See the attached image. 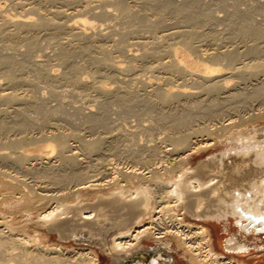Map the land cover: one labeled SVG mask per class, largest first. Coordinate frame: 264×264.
<instances>
[{
  "label": "bare ground",
  "instance_id": "6f19581e",
  "mask_svg": "<svg viewBox=\"0 0 264 264\" xmlns=\"http://www.w3.org/2000/svg\"><path fill=\"white\" fill-rule=\"evenodd\" d=\"M48 1L55 0H14L12 2L14 3L13 6H15L18 10H15V13L12 14V17H10V13H8V17H5L2 14V10L0 8V100L2 101V104L4 102L5 105L0 107V140H3L0 141V145L3 144V146L0 147V149L2 148V151L0 150V160L4 163L7 162L9 164H14L16 167L13 166V169H19L26 174L32 175L33 177H35V179L38 178L40 183L36 187H32L30 186V184L27 185L25 183L26 181L24 182L23 180L19 179L15 174H11L8 171H5V169L4 171L0 170L1 173L3 172V174L0 176V187L4 189V195H2V197L0 198V203L3 205V207L9 210H23L27 212L32 211L33 209L38 210V208H42V210L38 213V216L44 222L45 226L43 228L46 227V230L50 232H57L60 239L72 238L78 234L83 235V233L81 232V226L87 227V241L97 243L102 247L106 245L107 248L113 253L114 260L112 264H177V262H175L170 254L172 242L171 240H173L177 246L183 248L184 251L188 253V261L191 264H244L240 260V258L242 259V257H246L249 255H262L264 253V140L262 139V141L257 139L254 130L248 128L247 123L254 121V119L257 117L260 118L264 116V107L260 108L258 106L259 108L256 107L257 111L252 113L250 112V110L255 111L252 110L253 108H249V112H246L245 109V114H249L241 115L240 111L238 113L237 105H233L235 104L234 102L236 100H238L239 103H237L240 106L247 104L248 102L245 103V100L248 97L251 98L252 96L255 97L259 95L257 97L264 98V92H262L264 91V82H262L263 84L261 85L260 82L257 81V84L259 83L260 86H256L255 84L256 87L252 88L250 92H246L245 89L242 91L233 90L232 84H236V81H238L237 79H235L236 81H234V83L230 84L232 86L231 90L229 87H227L226 84V73H229L228 75L232 76V74L234 73L233 71H238L239 73L240 71H242L240 69L237 70L238 67H236V65L234 66L235 61L239 59V57H241L242 53H244V55H246L247 53L249 55L248 58H250L249 60L252 59L254 62H256V64L259 63V66L262 65L261 63L264 64V61H256V59L264 58L262 55V58L260 57V55H256L260 54L258 52L261 50V46L258 45L259 41L260 39L264 38V25H260L254 19L255 17H257L255 16V13L259 8L257 9L256 6L251 5V3L249 2L250 0H215L218 1L216 2V5H219L226 11L225 16H222L226 18L219 19L221 20L223 29L225 30L224 31L220 27L223 30L221 32L217 30L219 28L218 25L217 29L213 28L212 30L208 31L202 30L203 26L213 24L212 21H216L218 20V18L216 17L217 15L212 13L213 11L210 10L211 7L209 6V8L205 4L200 3V0H177L176 2L175 0H133V3H128L125 0H108L109 4L111 3V6L113 5V10H115L113 13L119 15L120 18H123L121 16H124V18L126 17V19H128L129 21L130 18L138 19V15H141L142 17L145 16L146 19L142 18V20H145H143L144 23L140 18L138 19V23L137 21H135L139 25L143 24V28H145V25L148 26V28L149 26L156 27L155 29H157V27L159 26L161 28L164 26L167 27V24H172L170 21H173V23H175L176 21L180 26H182V28H174L175 30L171 31L169 30L170 32L168 33H162L161 30V32L156 31L157 34L161 33L158 34V38H155L157 34L153 35L154 32L153 34H149L151 36H155V39H159V35L162 38L167 35L168 38L171 35L173 37L174 35L179 37V41H176L177 43H180L181 47H172L174 43H170L173 44L171 46L172 50L170 49V53L167 52L169 54L166 55L167 58H165V60L161 61V59L159 58V56L161 57V55L159 53L166 51V44H164L165 51H162V49L160 48L161 46L159 47L158 45H156L157 41L154 38L151 39H154L156 41V43H154L156 46L154 44L153 45L155 47L158 46V51L161 50L162 52H158L157 48L154 49L155 47H149L150 50L149 48H145L148 50H144V48H142L144 51H139V53L132 50L133 52H130L125 56L127 57L126 60L128 61V65L125 66L129 69L133 65L137 66V68L140 67V71H144L143 69H146L150 72L152 69L154 70V68H160L158 70L161 71L162 69L163 73L161 75V78H164L166 82H171L169 80L167 81V78H170L172 76L182 79V81L180 82V79L176 81L177 83L174 82V87L169 86L162 91H157L156 88H153L151 90L148 89L151 92V95H149L153 98L155 97L157 101L153 100L151 97L150 100H153V102L159 101V103L166 105L172 103V106H168L170 109L168 108L169 110L165 111L161 109L162 106H160V104V108H158V104L156 103L157 109L155 107L153 108L155 109V111L152 110L154 111V115L150 116L149 123L146 125L137 124V131H135V129H125V131L123 130L124 128L122 129V126L121 128L119 127L120 125H122V123L119 122L121 123L120 125L118 123V127L115 131L116 138L124 140L129 144L133 143L132 146L135 147L132 148H119L118 145L114 143L115 139L113 142L112 140H107L108 144L105 145L102 143L103 138L99 137L100 134H98L97 137H92L90 140L87 139V141L86 139L79 137L78 142H80V138L82 139L81 141L84 142L80 143V146L77 147L78 150L75 151L74 147H76V145H72L71 142L69 143L67 138L74 136L78 137L75 135L76 133H74V135L72 136L73 131H62L56 125H50L51 129L49 128L50 130H47V134H42L44 133L42 132L39 133V135L37 134V138H35L37 141H46L43 146L47 148V151L44 150L43 154H41V152L27 154L23 153L24 151H22L21 149V151L18 152L16 148H14V150L11 148H13V146L17 142L19 143V141H21L20 144L24 142H22V140H24V137L26 136L24 133L29 128H31L32 124L35 122L33 119L34 117L30 115V111L40 112L42 108L41 106L43 105L41 104V102H43L46 98L42 101L40 100V102L38 100L36 101V96L35 100L32 98V96H34L31 94L32 92L34 94V91H32L33 89L31 90L32 92H29L30 90L26 91V89H28L29 87L28 85V87H23L25 88V90L22 88V86H24L25 84H29L32 87V84L34 82H31V84L29 83L30 81H35V83L36 81L37 83L38 81L44 82V84H49L50 92L53 94L54 85H56V88L59 81V84L61 83V81H64L62 82V84H66V82L68 83L69 88L66 91L70 89V93L62 90L63 93L65 92L66 94H69L67 96H71L70 94L74 91V93H78V95L80 96L82 95V92L85 91L84 89L88 87L86 86V88L83 89L84 91L80 89L85 87L84 84L86 85V83H88L85 82L86 80H84L82 77H79L80 75H77L78 72L82 71V69H87V74L89 73L88 75L91 74V76H104L103 78H101L102 80L105 79L106 82L108 78L109 80L111 79L110 81L112 82L115 80L116 70H126V68H121L120 64L118 65V63H115V61L108 60L109 57L105 56L108 52L109 46H105L103 43L105 42V40L102 42V39L104 36H106V34L108 35V33H101L102 30L100 32V28L99 30L97 29V31L93 30L95 28H98L97 25H99L95 22V20L100 21L99 19H102L105 16L106 18L109 16V18H111L112 13L109 12L110 9H108V6L107 9H103L102 7V10L100 9V11H97V13L93 8L95 6H99L97 5L99 2L94 5L93 8H91V0H80V3L77 2L79 0H63L67 2L75 1L79 6V8H76L78 6H76L77 4H75L74 2L75 6L73 7V10L71 9L72 11H66L64 7H57L58 5L53 6L54 8H52V4L50 5V2L48 3ZM63 1H61V3ZM260 1L261 0H259V2ZM105 2H103V4H105ZM262 2L263 1H261L259 5H262ZM12 3L10 4V6L12 5ZM47 3L51 6L52 9L48 8ZM239 3H242L243 5H245V7H240ZM104 8H106V6ZM91 9H93L94 11ZM3 10L5 9L3 8ZM253 14L255 16L254 18ZM60 16L61 18L59 21L58 17ZM63 16L67 17L69 22L61 24V19ZM96 16H98L99 19H97ZM67 18L64 19L67 20ZM65 20L63 21L65 22ZM118 20L122 22L121 19ZM130 22H132V20ZM125 23L128 24V22ZM137 24L135 26H137ZM183 26L186 27L183 28ZM47 29L48 31H50L47 32ZM116 29L117 28H115V30ZM131 29L134 28L131 27ZM44 30L46 33H44ZM112 31L110 32L109 30L110 33H112ZM125 32V30H122L120 32L121 36L118 35L119 32L118 34L116 32L118 36L114 37V42H112L113 38L110 37L112 39L111 43H115L118 45V43H116V38L120 37V39L123 40L124 38L122 37ZM113 33L115 34L114 31ZM98 35H101V37L103 36L102 39H98ZM126 35H128L127 32ZM196 35H204V37L207 38L205 40H208L209 44H215L216 46L218 43L217 40L222 36L226 37L225 39H227L228 41H232L233 38H238L241 39V42H244H242L243 48L240 49L241 51L237 50L239 48L235 49V46L233 48L224 49L222 47L221 49H219V46H217L219 48H217L216 46H213L212 48H203L202 44H193L192 40H194L193 38H197ZM40 37H44V40H46L48 44L53 43V47H56H54L56 49L54 53L51 54L55 59V64L62 67V70L58 71V73L50 70V68L48 69V66L46 67L45 61L47 60H45L44 56L42 57L44 59L41 58L42 62L44 60L43 63H41V61L37 62L35 60L38 64H34L35 67L33 66L34 68H32L33 72H29L32 71L30 69L31 67L27 66H30V64H24V62H28L24 58H28L34 49L40 47V45H38V40ZM108 37L107 39H104L108 40ZM58 38H60L62 41H59L60 39ZM110 38L109 40H111ZM165 39L166 37L162 40ZM173 39L177 38H172V40ZM201 39H195L196 42L194 41V43H197L198 40L201 42ZM141 41L138 42L140 43ZM119 42L120 44L118 47L120 48L118 49V51L120 52V50H122L121 48L123 47V43L121 44V41ZM105 43L107 44L108 42ZM131 43L133 42L131 41ZM163 43H165V41H162V44ZM208 43L206 44V46L208 45ZM19 45H22L24 47L23 51L21 50L22 53H17L19 51L16 52L15 50H18ZM110 45L111 47L114 46L112 44ZM120 45H122V47ZM136 45L138 46V44ZM229 46L231 45L229 44ZM118 47H115V49ZM168 47L166 46L167 49ZM1 49H11L13 51L15 50L16 53L14 52V55L18 54V57L16 55L13 56V53L11 55L5 54L7 51L5 50L6 52L4 53L2 52L3 50L1 51ZM95 52L99 53L98 55L101 54L103 57H100L101 55L98 57ZM109 53L108 56H110ZM165 53H163V55H165ZM178 53L181 54L179 55ZM19 54H21L22 57ZM77 54L82 55V61H74V56ZM156 54L159 58V62H155L156 64H152L153 62L148 63L147 58L151 59V57L153 58L154 56V58L156 59ZM244 55L242 54V56ZM104 56L108 59H105ZM48 58L50 59L51 56ZM140 58L145 59L139 60ZM136 60L138 61L137 63H135ZM132 61H134L135 64ZM245 62H243V66H248V64L250 65L249 61L248 64ZM26 67H28L27 69L29 70H27ZM133 67L132 69H134ZM250 67H248L249 69L245 67L247 70H249L248 73H246L245 69L242 67L244 69L243 72L246 74L250 73V75L252 74L256 77V67L254 68L255 70H252L254 66L251 67V70ZM260 69L262 70V68ZM85 70H83L82 73ZM135 72V74L138 73L136 69ZM239 75L237 76L238 78L240 77ZM91 76H89V78ZM132 76L135 78L136 75L134 76L133 74ZM187 76L192 79V81H190L191 84L188 81V83H185V79L187 78ZM244 76L242 75L241 77ZM130 77L127 75L128 79H126V81H128ZM86 79L87 81H89L88 78ZM93 79H91V81ZM130 79L132 80V78ZM241 79H239V81H243ZM56 81L58 82L56 83ZM91 81H89V86L92 85L90 86L91 88L94 86L97 87V89H100L98 85H94L95 83H98L97 81H93L95 82L94 84H91ZM144 83L146 85V82ZM76 84H82L79 85V92L80 90L82 91L80 92V94L79 92L73 90L75 87L71 86H75ZM122 85H125V83ZM122 85L120 86L123 87ZM120 86H118V88H120ZM133 86L134 85H132V88L130 86L128 87L133 90L135 89L133 88ZM154 86L156 87V84ZM46 87L45 88L48 89L47 91L49 92L48 85ZM61 87L63 89L64 85ZM94 87L92 89H94ZM118 88L116 89L118 90ZM123 88H125V86ZM104 90H107V88ZM132 90L127 89V91H124L127 93L121 91V94L119 92L118 96H115L116 98L118 97V100L115 98L117 103L120 101L122 103H126L127 100L131 102V100H129L130 96H127L133 95V93L130 92L128 94V91ZM38 91H40V89ZM57 91L58 90H56V92ZM217 91L223 92L222 96L220 95L221 93L218 94V96H220V100L217 99V94L215 95L212 93H218ZM99 92L101 93L103 92V90L101 91L100 89ZM103 93H106V91ZM145 93L147 92L145 91ZM122 94H127V96ZM72 95L75 96L73 93ZM108 95H110V93ZM57 96L58 95H56V98H58ZM133 96H137V94ZM81 97L83 98V96ZM141 97H139V99ZM136 98H138V96ZM136 98L134 100L132 98L134 104L135 100H139ZM95 99L98 100V97L91 99V104L97 105V102L96 104L92 102L93 100L96 101ZM226 99H228L227 101H229V103L230 101L232 102L230 103L232 104L231 106L229 105V103V106L221 104V100L225 101ZM227 101L223 103L226 104ZM262 101H264V99H262ZM106 102L109 101L107 100ZM62 104L64 105V103ZM130 104H128L127 102V105L130 106ZM146 104H148L149 107V104L151 103ZM105 105L106 104H104V106ZM131 105H133V103ZM145 105L143 107H145ZM151 105L150 107H153ZM49 106H47V108ZM99 106H102V104H99ZM114 106L116 105L114 104ZM68 108H70V106ZM98 108H96V110ZM100 108L102 109V107ZM104 108L102 109L103 111L101 110L103 113H95L93 111H86L88 112L86 113L83 110L86 114L83 121L86 124H83H85L86 126L88 125L89 129L91 128L92 130H95V128L97 127H101L105 133L106 131L110 130L105 116L106 114L103 115L104 113H106V110L104 111ZM127 108L124 107V109ZM244 108H246V106ZM43 109L45 110V106L43 107ZM235 109L237 110V113L235 112ZM56 110L61 109L56 108ZM56 110L49 111L50 113L56 112V114H58ZM135 110L138 111L139 109L136 108ZM74 111L77 110L74 109ZM119 111H116L114 114L116 115V113H119ZM142 111L144 110L142 109ZM148 111L149 114H151V110L149 109ZM148 111L146 112L147 114ZM244 111L241 110L242 113ZM44 112L45 111L42 112L43 115H46L47 111L46 114H44ZM109 112L112 113V111ZM137 113L139 115V112ZM142 113L144 114V112H141V115ZM66 114L68 113H65L64 115ZM35 115L36 114H34L33 116ZM50 115L47 114L46 117L49 116L50 118ZM125 115L126 114H124V116ZM233 115L234 117L235 115L238 116H236L237 118H233ZM39 116L42 115H40L39 113ZM74 116L75 115H73L72 117ZM132 116L134 115L132 114ZM147 116L149 117V115ZM38 117H36L35 119H37ZM40 118H43L44 120L42 121H45V123L47 122L48 118H45L43 116ZM40 118H38V120ZM42 121H40L39 123H41ZM56 121H58V119ZM118 121H116V123ZM71 122L72 121H70V123ZM114 122L115 121H113L112 123ZM156 129L162 131L160 133H162L163 135L161 134L162 136L160 135V138L163 137L164 140H167V144H165V146H162V149L158 150L156 147L157 145L153 146V144L144 146L143 143V146L141 147L138 146L140 143L136 145L137 143L135 140V135H137V132H140L145 137L150 136V139L152 138L153 141V133ZM12 130L14 132L17 131V133H15L17 134L15 138H9L7 135V133ZM151 135L153 137H151ZM160 138L158 140H160ZM26 139H28L27 136ZM163 139L161 140L162 142L164 141ZM102 144L104 145V147ZM214 144H219L222 146L218 154H214L212 156L210 155V157L200 161V163L191 170L183 171V167L179 166L182 163L181 161H183L184 158L190 153L198 150L201 147H207ZM3 148L9 149L3 151ZM102 148L106 150L107 154L110 156L113 155L114 157L119 156L121 158H125L126 160H129V162L138 163L137 165L139 166L134 167L136 163L128 166L125 165L124 168L117 165L108 166V164L111 163L108 161L110 158L108 159L103 157V155L101 154ZM142 149L143 153L145 152L143 155L141 154ZM161 151L162 155L160 154ZM48 152L49 155L50 153H54V160L49 158V155L47 154ZM44 153L47 155H45ZM92 154H96V156H93L94 158L90 159L89 156ZM79 155H81V157L83 158L89 157L88 159L91 161L86 158L88 161L85 159V163L82 164L84 159L79 157ZM43 156L46 158L45 160L42 159L44 158ZM27 157H31V159H34L35 162L30 163L25 161V159H28ZM51 158H53L52 155ZM117 158L118 157H116V159ZM162 161L166 163L163 164ZM141 167H143V169H140ZM144 169H146V171H144ZM147 172L151 173L145 175ZM97 173H99V175L101 173L100 177L103 175L109 176L110 178L108 177L109 179H101L102 177H94ZM114 173H117V176L116 174L114 175ZM110 179H116L117 182L125 181L126 183L118 184V186L113 187L112 190L108 191V193L105 195L102 193H94L95 199L93 201H83V199L80 198L82 195L88 193L89 191L94 192L93 190L102 188L101 186H104V184L107 185V183L111 181ZM242 180L246 181L245 187H243V183H240ZM17 193L19 194L17 195ZM104 207H106V209H104ZM174 207L182 208L183 210L181 213H188L193 217L199 219L201 222L195 224L191 222H184L182 220V217L180 216L181 213L178 214L175 211H172ZM106 210L111 212L110 214L113 216V218H116L111 223V226L102 225L101 223L102 216L107 215L104 212ZM215 223L220 224L222 229L227 232V235L223 238L221 243L222 251H216L214 249L212 245V233L210 231V228H208V226L206 225H215ZM85 227L84 229L86 230ZM16 231V229H13L8 217H6L5 215H0V264H97V255L91 248H78L77 250L70 252L71 250L69 251L67 247L65 248L64 245V247H62L57 242H39L37 240L38 238H34L35 236L30 237L22 231ZM93 231L95 234H102V236L98 239H93V234L91 235ZM147 235H150L152 239H154L156 245L152 248L137 246L140 244V238ZM106 237H109V240H106ZM91 239L95 241H92ZM137 254H143L144 257L137 256Z\"/></svg>",
  "mask_w": 264,
  "mask_h": 264
},
{
  "label": "rangeland",
  "instance_id": "374dc122",
  "mask_svg": "<svg viewBox=\"0 0 264 264\" xmlns=\"http://www.w3.org/2000/svg\"><path fill=\"white\" fill-rule=\"evenodd\" d=\"M10 1H11V3L14 1V0H0V8H1V10H2V14L5 16V17H8L9 15H10V17H12L13 15V13H15V10H18L15 6H13L14 5V3H12V5L11 6H13V7H11L10 6ZM56 1V2H55ZM55 1H48V3L52 6V8H54L53 6H57V7H60L61 6V8H63L64 7V9H66V11H72L73 10V7L75 6L74 5V2L75 1H73V2H67V1H63V0H55ZM61 1H63L62 3H61ZM82 1V0H81ZM80 0L79 1H77L78 3H80L81 2ZM92 2L94 1V0H91ZM100 1H102V2H100ZM106 1V2H105ZM105 1H103V0H96V1H94L93 2V5H92V2H91V8H93L94 7V5H96L98 2L100 3H98L97 5H99V6H95L93 9H95V11L97 12V11H100V9L102 10V7H103V9H107V6H108V9H110V13H112V15H111V18H109V17H107L106 18V16L104 17V18H100L99 19V17L98 16H96L97 17V19H99L100 21H97V20H95V22L96 23H98L99 25H97V27L98 28H95V29H93V30H95V31H97V29L99 30V28H100V32H101V30H102V32L101 33H103V32H106V33H108V35L106 34V36H102L103 37V39H102V37H101V35H98V39L99 38H101L102 39V42L105 40V42H108L107 44L105 43V42H103L104 43V45L105 46H109L108 47V52L106 53V57H109V59L108 58H105V56H104V58L105 59H108V60H113V61H115V63H118V65L120 64L121 65V68L123 67V68H126V70L125 69H118V71L116 70L115 71V80L112 82V81H110L109 80V78H108V80H107V82H106V80L105 79H103L102 80V78L104 77V76H100V75H92V76H94V77H92L91 76V74L90 75H88L87 74V69L85 70V69H82V71L83 70H85L83 73H82V71H80V72H78V76L79 77H82L84 80H86L85 82H88V83H86V85L84 84V86L85 87H83V88H80V86L79 85H82V84H76L75 86H73V85H71L72 87H75L73 90H75V91H77V92H79V88L81 89V90H83L84 88H86V86H88L89 87V89H88V87L86 88V89H84L83 91L84 92H82L81 90H80V92H82V95H78V93H74V91L72 92L75 96H73L72 95V93L70 94L71 96H72V98H71V96H67V95H69V94H66L65 92H67V93H70V89L68 90V91H66L68 88H69V85H68V83L66 82V84L68 85V87H67V85L65 84V83H63L62 84V82H64V81H61V83L59 84V82L58 81H56V83H57V87L55 88V86L56 85H54V88H53V94L50 92V87H49V84H47V83H45L44 84V82H39L38 81V83H37V81H36V83H35V81H28L29 83H31V82H34L33 84H32V87H31V85H29V84H22V85H24V86H22V88L23 87H28V89H26V91L28 90H30L29 92H32V91H34V94H33V92L31 93L32 95H34V96H32V98L35 100L36 98V101L38 100L39 102H40V100L42 101V100H44L45 98V103H44V101L43 102H41V104H43L40 108H41V111L40 112H35V111H30L31 112V116L32 117H34L33 119H34V123L32 124V126H31V128H29L24 134L28 137V139H26V136L24 137V140H22V142L23 143H21L20 144V142L21 141H19V145L17 146L16 144L13 146V148H11V149H13L14 150V148H16L17 150H18V152L19 151H24L23 153H27V154H34V153H40L41 152V154H43V151L44 150H46L47 151V148L46 147H44L43 145L45 144V142L46 141H37L35 138H37V134L39 135V133H42V132H44V133H42V134H47L48 133V131L51 129V126H54V125H56L58 128H60V130H64V131H66L67 130V132L68 131H73V134H72V136L74 135V133H76L75 135L76 136H78V137H68L67 138V140H68V142L70 143L71 142V144L72 145H76V147H74V150L76 151V150H78V148L77 147H79L80 146V143H82V142H84V141H81L82 139L81 138H83V139H86V141H87V139H91L92 137H97L98 136V134H100L99 135V137H102L103 138V141H102V143L103 144H108V141L110 140H112V142L114 141V139H115V141H114V143L116 144V145H118V147L119 148H132V147H135V146H132L133 145V143L131 144H129V143H127L126 141H124V140H120V139H118V138H116V133H115V131H116V128L118 127V123L119 122H121L122 123V125H120L121 123H119V127L121 128V126H122V129L123 130H127V129H132V130H134L135 129V131H137V129H138V127L136 126L137 124H144V125H146V124H148L149 123V119H150V116H152V115H154V111H155V109H153L154 107L156 108L157 106H158V108H160V106H162L161 107V109L162 110H165V111H168L170 108L169 107H171L172 106V103H169V104H161V103H159V101L158 102H153V100H156L155 99V97L153 98L152 96H150L151 95V92L148 90V89H153V88H156L157 89V91H162V90H164V89H166L167 87H169V86H173L174 87V85H175V83H177L176 81H178L179 79V82L180 81H182V79L181 78H176L175 76H172L173 77V80H172V77H170V78H167V81L169 80V81H171V82H166V80L164 79V78H161V75L163 74L162 73V69H161V71L160 70H158V69H160V68H154V70L152 69L150 72L149 71H147L146 69H143L144 71H140V67H138L137 68V66H135V65H133L132 67L134 68V69H132V67H130V69L129 68H127L125 65H128V61L126 60L127 59V57H125L126 55H128V53H130V52H133V51H136V52H138L139 53V51H144V50H148V49H145V48H151V47H155L156 45H158L161 49H162V51L164 50V44H166L165 45V52L167 53V52H171V46L173 45V44H170V43H174V45L172 46V47H174V46H180V43L178 42L177 43V41L176 40H178L179 41V37L178 36H175L174 35V37L171 35L169 38H168V35L167 36H164L163 38H165L166 37V39L165 40H162L163 38L162 37H160V35H159V39H155V38H158V34H161V33H158L157 34V32L156 31H158V32H161L162 31V33H164V32H166V33H168V32H170L171 30H175V29H177V28H182V26H180L179 25V23H177L176 21H175V23H176V26H175V23H173V21H170L169 23L171 24V25H169V24H167V27L166 26H164V27H157V29H155L156 27H153V26H149V28H150V31H149V28H148V26H146L145 25V28H143L144 27V25L143 24H137L138 22H139V18L141 19V21L143 22V20L144 19H146V17L145 16H141V15H138L139 16V18L137 19H131L130 18V20L128 21V19H126V17L124 18V16H121V17H123V18H120L119 17V15H116V14H114L113 12L115 11V10H113V5L111 6V3L109 4V1L108 0H105ZM108 1V2H107ZM125 1H127L128 3H133L134 1H136V0H125ZM137 1H139V0H137ZM172 1H174V0H172ZM177 0H175V2H176ZM178 1H181V0H178ZM198 1V0H197ZM204 1V2H203ZM211 0H202V2H201V0L199 1L200 3H202V4H205L206 6H210L209 8H210V10H212V11H210V12H212V13H214V14H216L217 16V18H218V20L219 19H224V18H226V17H222L223 15L225 16V13H226V11H225V9H223L222 7H220L219 5H216V2H218V1H215V0H212L211 2H210ZM230 1V0H229ZM228 1V2H229ZM252 1V2H251ZM261 1H263L264 2V0H261ZM261 1L259 2V0H250L249 2L251 3V5H254V6H256L257 7V9L259 8H261L260 9V11H259V9H258V11H256V13H255V16H257V17H255L254 16V14H253V18L256 20V22H258L260 25H264V12H263V10H264V3L262 2V5L260 4L259 5V3H261ZM52 2V3H51ZM54 2V3H53ZM77 2H75V4H77ZM103 2H105V4H103ZM213 2H214V4H213ZM47 3V6H48V8H50V9H52L51 8V6L49 5ZM108 3V4H107ZM73 4V5H72ZM213 4V5H212ZM110 5V6H109ZM50 6V7H49ZM71 7V8H69V7ZM76 6H78V4L76 5ZM101 6V7H100ZM106 6V8H104ZM239 6L240 7H245V5H243L242 3H239ZM263 6V7H262ZM5 9V10H3V8ZM67 7V8H66ZM99 7V8H98ZM207 7V8H208ZM212 7H213V9H212ZM215 7V8H214ZM14 8H16V9H14ZM69 8V9H68ZM76 8H79V6L78 7H76ZM68 9V10H67ZM72 9V10H71ZM93 9H91V10H93ZM97 9V10H96ZM217 9V10H216ZM215 10V11H214ZM262 10V11H261ZM94 11V10H93ZM254 11V12H255ZM8 13H10L9 15H8ZM98 13V12H97ZM222 13V14H221ZM87 14H89V13H87ZM116 15V16H115ZM218 15H219V17H218ZM226 16H227V14H226ZM100 17H103V16H100ZM59 19V21H60V18H61V16L60 17H58ZM67 18V17H62V19H61V24L62 23H67V22H69V20H68V18H67V20H65V19ZM113 18V19H112ZM142 18H144L143 20H142ZM256 18H260V19H256ZM118 19H121V21L123 22H120V20H118ZM124 19V20H123ZM126 19V20H125ZM56 20H57V17H56ZM63 20H65V22L63 21ZM102 20V21H101ZM110 20V21H109ZM115 21V23H114V21ZM118 20V21H117ZM132 20V22H130ZM213 20L212 22H213V24H208V25H206V26H203V29L202 30H204V31H208V30H212L213 28L215 29H217L218 28V26H219V28L217 29V30H219V31H223L224 29H223V24L221 23V20ZM261 22H260V21ZM63 21V22H62ZM112 21V22H111ZM135 21H137V23L135 22ZM145 21V20H144ZM103 24H102V23ZM106 22H108V23H106ZM109 22H111V23H109ZM118 22H119V24H118ZM125 22H128V24L127 23H125ZM220 22V23H219ZM112 23H113V25H112ZM131 23V24H130ZM133 23V24H132ZM141 23V22H140ZM144 23V22H143ZM210 23V22H209ZM217 23V24H216ZM111 26H110V25ZM137 24V26H135ZM123 25V26H122ZM127 25V26H126ZM130 25V26H129ZM173 25V26H172ZM213 25H215V26H213ZM218 25V26H217ZM106 26V27H105ZM113 26V27H112ZM116 26H118V27H116ZM120 26V27H119ZM125 26V27H124ZM136 28H135V27ZM210 26H212V27H210ZM105 27V28H104ZM110 27V28H109ZM131 27L132 28H134V29H131ZM140 27H141V29H140ZM147 27V28H146ZM153 27V28H152ZM172 27V28H171ZM186 27V26H185ZM184 26H183V28H185ZM223 29H221V28ZM112 28H113V31L115 32V34L113 33V31H112ZM115 28H117L116 30H115ZM171 28V29H170ZM175 28V29H174ZM107 29V30H106ZM119 29V30H118ZM127 29V30H126ZM144 29V30H143ZM207 29V30H206ZM221 29V30H220ZM109 30H110V32L112 31V33H110L109 32ZM118 30V31H117ZM122 30H125L126 32H127V34L128 35H126V32L123 34V37L122 38H124L123 40H124V42H123V40L122 39H120V37H118V38H116V43H118V45L117 44H115V43H111V41H112V39L110 38V37H112L113 38V41L112 42H114L115 40H114V37H117L118 35L119 36H121L120 35V32L122 31ZM147 30V31H146ZM161 30V31H160ZM170 30V31H169ZM47 32H49L48 31V29L46 30ZM90 31V30H89ZM143 31V32H142ZM225 31V30H224ZM116 32H117V34H118V32H119V34L117 35L116 34ZM153 32H154V34H153ZM44 33H46L45 32V30H44ZM43 33V34H44ZM110 33V34H109ZM135 33V34H134ZM148 33V34H147ZM153 34V35H156V37L155 36H151V35H149V34ZM116 35V36H115ZM132 35V36H131ZM140 35V36H139ZM143 35V36H142ZM145 35V36H144ZM42 36V35H41ZM109 36V37H108ZM136 36V37H135ZM197 36V35H196ZM195 36V37H196ZM107 37H108V40H106L107 39ZM125 37H126V39H125ZM128 37V38H127ZM155 37V38H154ZM200 37V38H199ZM202 37H204V35H198L197 36V38L198 39H201ZM222 37H223V39H222ZM222 37H220L221 38V40H220V38L217 40L218 41V43H220V44H218L217 43V46H219V47H217L215 44H209L208 42V40H205V39H207L206 37H204V38H202L201 39V42L198 40L197 41V43H194V41L196 42V40L195 39H197V38H193L194 40H192V42H193V44H196V45H199V44H202V47L203 48H212L213 46L215 47H217V48H219V49H221V47L224 49V48H233L234 46V48L235 49H237V48H239V49H237L238 51L240 50V49H242L243 47V43L241 42V39H238V38H233L232 39V41L230 40V41H228L227 39H225L226 37H224V36H222ZM104 38H106V39H104ZM109 38L111 39V40H109ZM133 38V39H132ZM139 38V39H138ZM151 38H154L156 41H157V43H156V41L154 40V39H151ZM161 38V39H160ZM172 38H177V39H173L172 40ZM45 38L44 37H40L39 38V40H38V45H40V47H37L36 49H34V50H36V51H32V53L30 54V56L28 57V58H24L26 61H28V62H24V64L25 63H27V64H30V66L29 65H27V64H25V65H27L28 67H31L30 69L32 70V71H29V72H33V69L32 68H34L35 67V65L34 64H36L38 61L40 62L41 61V63H43L44 62V60H43V62H42V59H44L45 58V60H47V61H45V63H46V67L48 66V69L50 68V70H53L55 73H58V71H61L62 69V67H60L59 65H56L55 63V59H54V57L52 56V54L54 53V51L56 50L54 47H53V43L51 44V43H47L46 42V40H44ZM58 39H60V38H58ZM64 39V38H63ZM100 39V40H101ZM118 39V40H117ZM149 39H151V40H149ZM168 39H170V40H168ZM127 40H128V42H127ZM134 40V41H133ZM137 40V41H136ZM143 42H142V41ZM155 42H154V41ZM161 40V41H160ZM220 40V41H219ZM222 40H224V41H222ZM234 40V41H233ZM264 38L263 39H260V41H259V46H261L260 47V51L258 52V53H260V54H256L257 56H259L260 55V57L262 58V56L264 57ZM59 41H62L61 39L59 40ZM64 41V40H63ZM109 41H110V43H109ZM119 41H121V44L123 43V47H122V45H120L122 48V50H120V52L118 51V49L120 48V47H118L119 46V44H120V42ZM131 41L133 42V43H131ZM138 41H141L140 43L138 42ZM162 41L164 42L165 41V43H163L162 44ZM166 41H167V43H166ZM169 41V42H168ZM100 42V41H99ZM135 42V43H134ZM153 42V43H152ZM200 42V43H199ZM204 42H206V43H204ZM231 45V46H229V44ZM231 42V43H230ZM234 42H235V44L237 45H235L234 44ZM261 42H262V45H261ZM127 43V44H126ZM129 43H130V45H129ZM152 43V44H151ZM154 43H156V45L154 44ZM208 43V45L206 46V44ZM223 43V44H222ZM224 43H226V44H224ZM110 44H112V45H114L115 47H118V48H116L115 49V47L114 46H112L111 47V45ZM136 44H138V46L136 45ZM142 44V45H141ZM146 44V45H145ZM147 44H149V45H147ZM155 46H154V45ZM160 44V45H159ZM163 46H162V45ZM179 44V45H178ZM233 44V45H232ZM238 44H240V45H238ZM52 45V46H51ZM153 45V46H152ZM223 45H224V47H223ZM20 46V45H19ZM19 46H18V50L17 49H15L16 50V52L17 51H19V52H17V53H20L21 52V50L23 51V46L21 45L20 46V48H19ZM47 46H49V47H47ZM143 46V47H142ZM157 46V47H158ZM166 46L168 47V49L166 48ZM204 46H206V47H204ZM211 46V47H210ZM43 47V48H42ZM52 48V51H51V48ZM134 49H133V48ZM157 47H155L154 49H156ZM163 47V48H162ZM181 47V46H180ZM17 48V47H16ZM40 48H42V49H40ZM110 48V49H109ZM113 48V49H112ZM142 48H144V50L142 49ZM150 48H149V50H150ZM152 48V49H153ZM159 48V49H160ZM50 49V50H49ZM112 49V50H111ZM171 49V50H170ZM262 49H263V51H262ZM3 49H1V51H2ZM7 52H6V51ZM5 50H3L2 52H6L5 54H9V55H11L12 53V55L13 56H17L18 57V54H15L14 55V52H15V50L13 51V50H9V49H5ZM125 50V51H124ZM133 50V51H132ZM208 50H211V49H208ZM48 51H49V54H50V56H51V58L49 59L48 57H50L49 56V54H48ZM115 53H114V52ZM117 51H118V54H117ZM156 51V50H155ZM157 51H158V48H157ZM156 51V52H157ZM159 51H161V50H159ZM158 51V52H159ZM161 51V52H162ZM241 51V50H240ZM10 52V53H9ZM15 52V53H16ZM40 52H42V53H40ZM110 52V53H109ZM165 52H162V53H159L160 55H161V57L159 56V58L161 59V61H163V60H165V58H167V56L166 55H168L169 53H165ZM22 53V52H21ZM52 53V54H51ZM96 53V55L99 57L100 55H98L99 53H97V52H95ZM108 53H109V55L111 56H108ZM114 55H113V54ZM127 53V54H126ZM163 53H165V55H163ZM39 54H40V56H39ZM45 54V55H44ZM158 54V53H157ZM157 54L155 55L156 57H157ZM158 54V55H159ZM179 55L181 54V53H178ZM243 55H244V53H242ZM242 54H241V57H239V59H237L238 61H239V63H238V61L236 60L235 61V64H234V66L236 65V67H238V69L237 70H242V71H240V73L238 72V71H233L234 73L232 74V76H229L228 74L229 73H226L227 74V76H226V84H227V87H229L230 88V90L232 89V86H233V90H235V91H242V90H244L245 89V91L246 92H250L251 91V89L252 88H254V87H256V86H260V84L262 85L263 83L262 82H264V73H263V63H261L262 65H260V66H262V67H260L259 66V63H257L256 64V62H254L252 59L251 60H249L250 58H248L249 57V55L246 53V55H244V56H242ZM19 55H21V54H19ZM80 54H77V55H75L74 56V61H82L81 59H83V57H82V55H80ZM121 55V56H120ZM262 55V56H261ZM44 56V58H42ZM21 57H22V55H21ZM21 57H19V58H21ZM82 57V58H81ZM100 57H103L102 55L100 56ZM113 57H114V59H113ZM244 57H246V58H244ZM35 58V59H34ZM42 58V59H41ZM47 58V59H46ZM78 58H79V60H78ZM159 58L157 57L156 59L154 58V56H153V58L151 57V59H149V58H147V61H148V63H151V62H153L152 64H156L157 63V61L159 62ZM34 59V60H33ZM48 59H49V61H48ZM125 59V60H124ZM141 59H145V58H140L139 60H141ZM24 60V61H25ZM34 62H33V61ZM37 62H36V61ZM150 61V62H149ZM241 61H242V63H241ZM246 61V62H245ZM250 62V65H251V67H253V69L250 67V65L248 64L249 62ZM256 61H264V58H262V59H256ZM133 63H134V61H132ZM138 61L136 60L135 61V63H137ZM156 62V63H155ZM243 62H245V63H247L248 64V66L247 65H245V66H243L242 64H243ZM47 63H48V65H47ZM134 63V64H135ZM253 63V64H252ZM38 64V63H37ZM52 64V65H51ZM130 64V63H129ZM239 64H241V65H239ZM34 66V67H33ZM56 66V67H55ZM59 66V67H58ZM125 66V67H124ZM245 69V72L246 73H248V71L249 70H247V69H249L248 67H250V70L252 69V70H255L254 68L256 67V73H257V75H256V77L255 76H253L252 74L250 75V73L249 74H246V73H244L243 71H244V69L242 68V67ZM28 67H26V69L28 68ZM136 67V68H135ZM247 69H246V68ZM259 68V69H258ZM260 68H262V70L260 69ZM135 69H136V71L138 72L137 74H135L136 72H135ZM156 69H157V71H156ZM27 70H29V69H27ZM130 70V71H129ZM141 70H142V68H141ZM258 70H259V72H258ZM262 72H261V71ZM123 71V72H122ZM129 71V72H128ZM140 71V72H139ZM118 72V73H117ZM131 72V73H130ZM142 72V73H141ZM157 72V73H156ZM81 73V74H80ZM122 73V74H121ZM125 73V74H124ZM127 73V74H126ZM130 73V74H129ZM142 75H141V74ZM150 75H149V74ZM160 77H158L156 74ZM237 73V74H236ZM240 75H239V74ZM263 74V75H261V74ZM134 74V76H135V78L132 76ZM144 74V75H143ZM152 74V75H151ZM234 74H235V76H234ZM246 74V75H245ZM123 75H125V76H123ZM127 75L130 77V78H132V80L129 78V80L128 81H126V79H128L127 78ZM146 75V76H145ZM154 75H155V77H154ZM230 75H231V73H230ZM240 76L239 78L237 77V76ZM244 76V77H241V76ZM249 75V76H248ZM89 76H91L90 78H89ZM100 76V77H99ZM122 76H123V78H122ZM139 78H138V77ZM143 76V77H142ZM144 76H145V78H144ZM251 76V77H250ZM259 76V77H258ZM102 77V78H101ZM106 77V76H105ZM250 77V78H249ZM253 77V78H252ZM86 78H88V80L89 81H91V79H93L92 81H91V84H94L95 82H93V81H97L98 83H95L94 85H98V87H100V89H101V91L103 90V92H105L106 91V93H103V92H99L100 91V89H97V87H94V89H92L90 86H92V85H90L89 86V81H87V79ZM98 78V79H97ZM101 80H100V79ZM135 80H134V79ZM141 78V79H140ZM187 78H188V80H187ZM187 78L185 79V83L188 81L190 84H191V82L190 81H192V79L191 78H189L188 76H187ZM242 78V79H241ZM244 78V79H243ZM107 79V78H106ZM119 79H121V80H119ZM125 79V80H124ZM165 81H164V80ZM235 79H237L238 81H239V79H241V80H243V81H236ZM246 79V80H245ZM99 80V81H98ZM120 82H119V81ZM162 81V82H161ZM234 81H236V84L234 83ZM257 81H259L260 82V84L258 83L257 84ZM27 82V83H28ZM116 82V83H115ZM125 83V85H122V84H124ZM129 84H128V83ZM137 83V84H135V83ZM142 84H141V83ZM144 82H146V85H145V83ZM165 82V83H164ZM175 82V83H174ZM184 82V81H183ZM187 82V83H188ZM26 83V82H25ZM43 83V84H42ZM114 83V84H113ZM134 83V84H133ZM231 83H234V85L232 84V86L230 85ZM254 83V84H253ZM35 84V85H34ZM42 85V86H40V85ZM54 84V83H53ZM62 84V85H61ZM127 84V85H126ZM156 84V87L154 86ZM240 86H239V85ZM242 84V85H241ZM255 84H256V86H255ZM28 85V86H27ZM44 85H45V87L48 85V88H49V92L47 91L48 89H46L45 87H44ZM64 85V88L62 89V87L61 86H63ZM65 85H66V87H65ZM117 85V86H116ZM120 85H122L123 87L125 86V88H123V87H121ZM132 85H134V86H136V87H134L133 86V88H135V89H131L132 88ZM139 85H140V87H139ZM157 85H158V87H157ZM162 85V86H161ZM235 85H237V86H235ZM58 86H60V87H58ZM70 86V87H71ZM113 86H114V88H113ZM118 86H120V88H118ZM128 86H130V87H128ZM145 86V87H144ZM153 86V87H152ZM160 86V87H159ZM242 86V87H241ZM34 87V88H33ZM77 87H78V90H77ZM142 87V88H141ZM152 87V88H151ZM245 87V88H244ZM59 88V89H58ZM102 88H104V89H106L107 88V90H104V89H102ZM112 88V89H111ZM116 88H118V90L116 89ZM129 89V90H132V91H128V94H129V92L130 93H133V95H136L137 94V96H138V98H136L137 96H131V95H128L127 96V94H122V95H125V96H127V97H129V100H131V102L130 101H126V103H122L120 100V102H118L117 103V101L115 100V96H118V93L120 92V94L122 93V92H124V91H127V89ZM140 88V89H139ZM234 88H237V89H234ZM24 90H25V88H23ZM33 89V90H32ZM40 89V91H38ZM71 89V90H72ZM91 89V90H90ZM95 89H96V91H95ZM115 89V90H114ZM139 89V90H138ZM32 90V91H31ZM47 92H46V91ZM56 90H58L57 92H59V93H57L56 92ZM60 90H61V92H60ZM62 90H65V92L63 93L62 92ZM97 90H99V91H97ZM110 92H109V91ZM113 90V91H112ZM135 90V91H134ZM144 90V91H143ZM148 90V91H147ZM155 90V89H154ZM232 90V91H233ZM88 91H89V93H88ZM95 91V92H94ZM114 91H116V92H114ZM122 91V92H121ZM145 91L147 92V93H145ZM245 91H243V92H245ZM80 92H79V94H80ZM87 92V93H86ZM99 92V93H98ZM139 92V93H138ZM218 93H214V92H212L213 94H217L216 96H217V99H219L220 100V96H218V94L219 93H221L220 95L222 96L223 95V92L221 91V92H219V91H217ZM262 92H264V91H262ZM95 93V94H94ZM110 93V95H108ZM124 93H127V92H124ZM136 93V94H135ZM142 93V94H141ZM37 94V95H36ZM61 94V95H60ZM99 94V95H98ZM102 94V95H101ZM114 94V95H113ZM116 94V95H115ZM119 94V95H120ZM150 94V95H149ZM225 94V93H224ZM43 95V96H42ZM47 95V96H46ZM55 95V96H54ZM56 95H58L57 97L58 98H56ZM88 95V96H87ZM89 95H90V97H89ZM93 95H94V98H97L98 97V100L97 99H95L96 101H92L93 103H95L96 104V102H97V105H93V104H91V99H94L93 98ZM95 95H97V96H95ZM105 95H106V97H107V99H106V97H105ZM108 95V96H107ZM145 95V96H144ZM35 96H36V98H35ZM51 96V97H50ZM54 96V97H53ZM65 96V97H64ZM81 96H83V98L81 97ZM102 96H103V98H102ZM113 96V97H112ZM142 96V97H141ZM257 96H259V95H257ZM257 96H255V97H248L246 100H245V103H247V104H244V105H239L238 103V100H236L233 104V106H236L237 105V110H238V113H239V111H240V114L241 115H246V114H249V113H246L245 114V111L246 112H249L248 111V109L249 108H253L252 110H255V111H251L250 109V112L252 113V112H256L257 110V108H263L264 107V101H262V99H264L263 97H257ZM260 96H262V95H260ZM39 97V98H38ZM44 97V98H43ZM62 97V98H61ZM67 97V98H66ZM92 97V98H91ZM110 97V98H109ZM136 99H139V97H141V98H143V99H139V100H135V104H134V99L135 98ZM153 99V100H150L151 98ZM43 98V99H42ZM48 98V99H47ZM61 98V99H60ZM69 98V99H68ZM78 98V99H77ZM102 98V99H101ZM109 98V99H108ZM132 98H133V100H132ZM148 98V99H147ZM261 99V101H260V99ZM54 99H56V100H54ZM67 99V100H66ZM70 99H73V100H70ZM76 99V100H75ZM103 99H104V101H103ZM117 100H118V97L116 98ZM147 99V100H146ZM258 99V100H257ZM47 100H48V102H47ZM60 100V101H59ZM69 100V101H68ZM82 100H83V102H82ZM88 100H90V101H88ZM100 100H102V101H100ZM109 101V102H106V101ZM112 100V101H111ZM228 99H226L225 101L224 100H221V104H223V105H225V106H227L228 105V103H229V101H227ZM52 102V103H50V102ZM57 103H56V102ZM58 101H59V103H58ZM71 101V102H70ZM86 101V102H85ZM100 101V102H99ZM146 101V102H145ZM148 101V102H147ZM150 101V102H149ZM157 101V100H156ZM227 101V103L225 104V103H223V102H226ZM251 101V102H250ZM258 101V102H257ZM260 101V102H259ZM0 107H2V106H5L4 105V102H3V104H2V101L0 100ZM47 102V103H46ZM66 102H67V104H66ZM76 102V103H75ZM89 102V103H88ZM98 102H99V104H102V106H99V104H98ZM114 102V103H113ZM127 102H128V104H132L133 103V105H131L130 104V106L129 105H127ZM141 102H145V103H141ZM152 102H153V104H152ZM238 102V103H237ZM62 103H64V105L62 104ZM73 103V104H72ZM81 103V104H80ZM110 105H109V104ZM113 103V104H112ZM146 103H151V104H149V107H150V105L151 106H153V107H148V104H146ZM158 105H157V104ZM230 103H232L231 101H230ZM229 103V105L231 106L232 104H230ZM237 103V104H236ZM47 104V105H46ZM50 104H52V105H50ZM55 104V105H54ZM62 104V105H61ZM70 104V105H69ZM104 104H106L105 106L107 107V109H106V107L104 106ZM114 104L116 105V106H114ZM123 104H125V105H123ZM136 104H138V105H136ZM143 104V105H142ZM146 104V105H145ZM159 104H160V106H159ZM251 104V105H250ZM260 104V105H259ZM20 105V104H19ZM50 105V106H49ZM73 105V106H72ZM79 105H81V106H79ZM118 105H119V107H118ZM145 105V107H143ZM157 105V106H156ZM228 105V106H229ZM262 105V106H261ZM15 106V105H14ZM45 106V110L43 109V107ZM47 106H49L48 108H49V110L51 111V110H56V108H58V109H61V110H56L57 111V113L58 114H56V112L55 113H50V111L48 110V108H47ZM53 106V107H52ZM61 106V107H60ZM65 106V107H64ZM70 106V108H68V107ZM95 106V107H94ZM128 107L127 109H124V107ZM169 106V107H168ZM246 106V108H244V107ZM248 106V107H247ZM259 106V107H258ZM73 107V108H72ZM74 107H76V108H74ZM77 107H78V109H77ZM80 107H82V108H80ZM99 107V108H98ZM100 107H102V109L104 108V111L106 110V113H104L103 115H105L106 116V119H107V123H108V125H109V129L110 130H108V131H106V133L104 132V130L101 128H99V127H97V128H95V130L93 129H89V127H88V125L86 126L85 124V122H83L84 121V117H85V112L86 111H93V112H95V113H98V112H102L103 110L100 108ZM112 107V108H111ZM122 107V108H121ZM133 107V108H132ZM137 109H139L138 111L137 110H135L136 108ZM142 107V108H141ZM148 107V108H147ZM166 107V108H165ZM257 107V108H256ZM51 108H53V109H51ZM80 108V109H79ZM96 108H98L97 110H96ZM114 108V109H113ZM132 108V109H131ZM165 108V109H164ZM169 108V109H168ZM243 108V109H242ZM47 109V110H46ZM69 109V110H68ZM73 109V110H72ZM74 109L75 110H77V111H74ZM109 109V110H108ZM111 109V110H110ZM113 109V110H112ZM130 109V110H129ZM141 109V110H140ZM142 109L144 110V111H142ZM151 110L150 111V113L151 114H149V111L148 110ZM157 109V108H156ZM239 109H241L242 111H244L245 109V111L242 113L241 112V110H239ZM37 110V111H38ZM45 111L44 112V114H46V111H47V114L48 115H50V118H49V116L48 117H46V115H43V111ZM63 110V111H62ZM72 110V111H71ZM85 112H84V111ZM97 112H96V111ZM102 110V111H101ZM120 110V111H119ZM124 110V111H123ZM128 110V111H127ZM132 110V111H131ZM152 110H154V111H152ZM158 110H160V109H158ZM236 110V109H235ZM237 110L235 111L236 113H237ZM69 111H70V113H72V114H70L69 113ZM109 111H112V113H110ZM114 111V112H113ZM118 112L119 111V113H116V115L114 114L115 112ZM139 112V115H138V113L137 112ZM148 111V114L146 113ZM49 112V113H48ZM76 112H78V113H76ZM88 112H86V113H88ZM121 112H124V113H121ZM127 112H128V114H127ZM130 112V113H129ZM141 112H144V114L142 113V115H141ZM38 113V114H37ZM39 113H40V115H42L43 117H45V118H48L49 119V121H48V119H47V122L45 123V121H42V120H44L43 118H40V117H42V116H39ZM62 113V114H61ZM65 113H68V114H66V115H64ZM74 113V114H73ZM103 113V112H102ZM136 113H137V115H136ZM34 114H36L35 116H33ZM56 114V115H55ZM59 114H61V115H59ZM123 114V115H122ZM124 114H126L125 116H126V118H125V116H124ZM132 114L134 115V116H132ZM54 117H53V116ZM64 115V116H63ZM73 115H75L74 117H72ZM110 115H112V116H114V117H112V116H110ZM122 115V116H121ZM147 117H145V116ZM147 115H149V117L147 116ZM239 115V114H238ZM238 115H235V117H234V115H233V118H237L236 116H238ZM39 116V117H38ZM72 117V119H71V117ZM78 116V117H77ZM104 116V117H105ZM108 116V117H107ZM128 116V117H127ZM138 116V117H137ZM142 116V117H141ZM145 118H144V117ZM36 117H38V118H40L39 120H38V118L37 119H35ZM60 117H61V119H60ZM80 117V118H79ZM52 118V119H51ZM55 118V119H54ZM58 119V121H56L57 119ZM66 118V119H65ZM69 118V119H68ZM110 118V119H109ZM122 118V119H121ZM141 118V119H140ZM60 119V120H59ZM64 119V120H63ZM76 119V120H75ZM116 119V120H115ZM256 119V120H255ZM254 119V121H251V122H248L247 123V127L248 128H251V130H254V132H255V135H256V138L257 139H259V140H264V116H262V117H257V118H255ZM53 120V121H52ZM119 120V121H118ZM141 122H140V121ZM40 121H42L41 123H39ZM70 121H72L71 123H70ZM109 121H110V123H109ZM113 121H115L114 123H116V121H118L116 124H114V123H112ZM44 122V123H43ZM137 122V123H136ZM49 123V124H48ZM51 123V124H50ZM54 123V124H53ZM57 123V124H56ZM59 123H60V125H59ZM66 123V124H65ZM76 123V124H75ZM83 123H85V124H83ZM112 123V124H111ZM41 124V125H40ZM63 124H64V126H63ZM34 125V126H33ZM36 125V126H35ZM51 125V126H50ZM68 125V126H67ZM111 125H113V126H111ZM117 125V126H116ZM134 125V126H133ZM48 126V127H47ZM84 126V127H83ZM87 128H86V127ZM37 127H38V129H37ZM40 127V128H39ZM45 127V128H44ZM48 129H47V128ZM65 127V128H64ZM111 127H112V129H111ZM132 127V128H131ZM50 128V129H49ZM62 128V129H61ZM72 129V130H71ZM81 129V130H80ZM88 129V130H87ZM158 129H160V128H158ZM158 129H156L155 130V132L153 133L154 135V137L151 135V137H153V141H152V138L150 139V136H143V134H141L140 132H137L136 134L137 135H135L136 136V138H135V140H136V145H138L139 143V145L138 146H143V143H144V146L146 145H152L153 144V146H156L157 147V149L159 150V149H162V146H165V144H167L166 142H167V140H164L163 139V137H161L164 141L162 142L161 140V138H160V135L162 134V133H160V132H162V131H160V130H158ZM41 131V132H39V131ZM48 130V131H47ZM125 130V131H126ZM158 130V131H157ZM13 131V130H12ZM9 131L8 133H7V135H8V137L10 138H15L16 136H17V134H15V133H17V131ZM29 131V132H28ZM90 131V132H89ZM93 131H95V132H93ZM117 132H118V130H117ZM157 132V133H156ZM159 132V133H158ZM13 133V134H12ZM29 133V134H28ZM81 133V134H80ZM82 133H83V135H82ZM94 133V134H93ZM104 133V134H103ZM114 135H113V134ZM10 134H12V135H10ZM15 134V135H14ZM79 134V135H78ZM85 134V135H84ZM90 134V135H89ZM101 134H103V135H101ZM159 134V135H158ZM95 135V136H94ZM104 135H105V137H104ZM110 135V136H109ZM156 135V136H155ZM163 135V134H162ZM161 135V136H162ZM71 136V135H70ZM31 139H30V138ZM34 137V138H33ZM79 137H81L80 138V142H78V139H79ZM90 137V138H89ZM112 137V138H111ZM157 137H159L160 138V140H158L159 138H157ZM70 138V139H69ZM74 138V139H73ZM93 138V139H94ZM105 138V139H104ZM148 138V139H147ZM157 138V139H156ZM147 139V140H146ZM25 140H26V142H25ZM29 140H31V141H29ZM71 140V141H70ZM108 140V141H107ZM155 140V141H154ZM158 140V141H157ZM262 140V141H263ZM0 141H3V140H0ZM35 141V142H34ZM142 142V143H141ZM157 142H158V144H157ZM165 142V143H164ZM1 143V142H0ZM27 143V144H26ZM76 143V144H75ZM79 143V144H78ZM120 143V144H119ZM123 143V144H122ZM156 143V144H155ZM161 145H160V144ZM163 143H164V145H163ZM26 144V145H25ZM78 144V145H77ZM102 144V145H103ZM155 144V145H154ZM135 145V144H134ZM3 146V144L2 145H0V147H2ZM15 146H17V147H15ZM37 146V147H36ZM167 146V145H166ZM168 146H170V145H168ZM103 147H104V145H103ZM158 147H161V148H158ZM222 148V146L221 145H219V144H214V145H209V146H207V147H201V148H199L198 150H195L194 152H192V153H190L189 155H187L185 158H184V160L183 161H181L182 163L179 165L180 167L182 166L183 167V171H187V170H191V169H193L195 166H197L199 163H200V161H202V160H204V159H207L208 157H210V155L212 156V155H214V154H218L219 153V151H220V149ZM9 149V148H8ZM7 148L5 149V148H3V151L5 150H8ZM21 149V150H20ZM103 149V148H102ZM101 149V154L103 155V157H105V158H110L108 161L109 162H111L110 164H108V166H111V165H117V166H119V167H123L124 168V166L125 165H133L134 163H136V162H129V160H126L125 158H121V157H119V156H113V155H108L107 154V151L106 150H102ZM1 151H2V148L0 149ZM17 150H16V152H17ZM140 151H141V149H140ZM15 152V151H14ZM145 153V152H144ZM143 153V149H142V155L144 154ZM160 153V152H159ZM158 153V154H159ZM45 154V153H44ZM48 155H49V152L47 153ZM47 154H45V155H47ZM161 155H162V151H161V153H160ZM159 154V155H160ZM44 155V156H45ZM51 155L53 156V158H51ZM98 155V154H97ZM43 156V157H44ZM92 156V157H91ZM93 156H96V154H92V155H90L89 157H90V159H92V158H94ZM79 157H81V155H79ZM89 157H81V158H83L84 159V161H83V159H82V164L83 163H85V161L89 158ZM116 157H118L117 159H116ZM28 159H25V161H27V162H30V163H32V162H35L34 161V159L32 160L31 159V157L29 158V157H27ZM49 158L50 159H52V160H54L55 158H54V153H50V155H49ZM87 158V159H86ZM111 158H112V160H111ZM42 159H46L45 157L44 158H42ZM41 159V160H42ZM86 159V160H85ZM89 160V159H88ZM87 160V161H88ZM36 161H38V160H36ZM89 161H91V160H89ZM105 161H107V160H105ZM114 162V163H113ZM116 162V163H115ZM163 162V164H165L166 162H164V161H162ZM7 163V162H6ZM6 163H4V162H2L1 160H0V170L1 171H4V169H5V171H8L9 173H11V174H15L19 179H21V180H23L27 185H29L30 184V186H34V187H36L37 185H39L40 183H39V179L38 178H36L35 179V177H33L32 175H30V174H26V173H24L23 171H20L19 169H16V168H14L13 169V166L14 167H16L14 164H12V163H7L8 164V166H7V164ZM138 163H136V165H134V167L135 166H139V165H137ZM6 165V166H5ZM9 165H10V167H9ZM12 165V166H11ZM4 167V168H3ZM7 167V168H6ZM9 169V170H8ZM140 169H143V167H141ZM16 171H18V172H16ZM144 171H146V169H144ZM21 172V173H20ZM1 173V172H0ZM149 173H151V172H147L145 175H148ZM3 174V172L0 174V176ZM116 174V176H117V173H114V175ZM25 175V176H24ZM100 175H101V173H100ZM100 175H99V173H97L94 177H99V178H101V179H107L109 176H101L100 177ZM31 177H33V178H31ZM119 177V176H118ZM110 178V177H109ZM108 178V179H109ZM111 181L109 182V183H111V184H109V183H107V185L106 184H104V186H101L102 188H100V189H97V190H93L94 192H92V191H89L88 193H86V194H84V195H82L80 198L81 199H83V201H93L95 198H94V195L95 194H107L108 193V191H110V190H112V188L113 187H116V186H118V184H124V183H126L125 181H119V182H121V183H119V182H117L116 181V179L114 180V179H110ZM114 181V182H113ZM246 181L245 180H242L240 183H243V187H245L246 186V183H245ZM109 184V185H108ZM107 186V187H106ZM129 187V186H128ZM130 189H131V187H130ZM3 190V191H2ZM0 198L2 197V195H4L3 193H4V189L2 188V187H0ZM95 193V194H94ZM19 193H17V195H18ZM2 206V207H1ZM104 209H106V207H104ZM178 209V210H177ZM42 210V208H38V210H36V209H33L32 211H29V212H27V211H16V210H9V209H7V208H4L3 207V205L0 203V215H5L6 217H8V219H9V222L12 224V227H13V229H16L17 231L16 232H24V233H26L28 236H30V237H34V238H38L37 240L39 241V242H43V243H58V244H60L62 247H64L65 246V248L67 247V249L70 251V252H72V251H75V250H77L78 248H91V249H93L94 250V252L96 253V255H97V264H112L113 263V260H114V257H113V253L107 248V246L106 245H104L103 247L102 246H100V245H98L97 243H94V242H90V241H87V239H88V234H87V227H85V226H81V228H82V233H83V235H76L75 237H72V238H67V239H60L59 238V235H58V233L57 232H55V231H47L46 230V227L45 228H43L45 225H44V222H43V220L38 216V213L40 212ZM182 208H180V207H174L173 208V210L172 211H175L176 213H181L182 212ZM37 212V213H36ZM107 215H105V216H102V221H101V223H102V225H106V226H111V223L114 221V219H116V218H113V216L110 214L111 212L110 211H104ZM30 213V214H29ZM37 214V215H36ZM38 216V217H37ZM181 217H182V220L184 221V222H191V223H200L201 221L199 220V219H197V218H195V217H193L192 215H190V214H188V213H181V215H180ZM42 223V224H41ZM207 226H208V228H210V231H211V233H212V245H213V247H214V249L216 250V251H222V247H221V243H222V240H223V238L227 235V232L226 231H224L223 229H222V227H221V225L220 224H217V223H215V225H213V224H206ZM212 225V226H211ZM84 227L86 228V230L84 229ZM80 228V227H79ZM96 232V231H95ZM93 234V235H92ZM91 235H92V238L93 239H98V238H100L101 236H102V234H95L94 233V231L91 233ZM150 235H147V236H143V237H141L140 238V240H139V245H137V246H142V247H147V248H152V247H154L156 244V242L154 241V239H152V237L150 236ZM95 237V238H94ZM93 239H91L92 241H95V240H93ZM106 240H109V237H106ZM172 242H171V251H170V254H171V257H173V259L175 260V262H177V264H191L189 261H188V253L186 252V251H184V249L183 248H181V247H179V246H177L176 244H175V242L173 241V240H171ZM64 245V246H63ZM226 255H228V254H226ZM250 256H251V258H250ZM240 260L244 263V264H264V253L262 254V255H260V256H254V255H249V256H246V257H242V259L240 258Z\"/></svg>",
  "mask_w": 264,
  "mask_h": 264
},
{
  "label": "water",
  "instance_id": "95a60500",
  "mask_svg": "<svg viewBox=\"0 0 264 264\" xmlns=\"http://www.w3.org/2000/svg\"><path fill=\"white\" fill-rule=\"evenodd\" d=\"M137 256L144 257V255H143V254H137ZM132 258H133V257H132Z\"/></svg>",
  "mask_w": 264,
  "mask_h": 264
}]
</instances>
